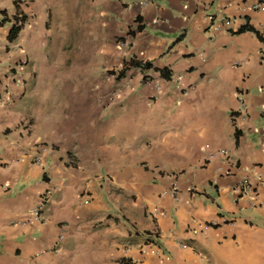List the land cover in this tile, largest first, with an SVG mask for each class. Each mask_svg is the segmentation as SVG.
<instances>
[{
    "label": "crops",
    "instance_id": "0c3cea01",
    "mask_svg": "<svg viewBox=\"0 0 264 264\" xmlns=\"http://www.w3.org/2000/svg\"><path fill=\"white\" fill-rule=\"evenodd\" d=\"M63 8L52 65L44 7L0 0V264H264V0Z\"/></svg>",
    "mask_w": 264,
    "mask_h": 264
},
{
    "label": "rangeland",
    "instance_id": "374dc122",
    "mask_svg": "<svg viewBox=\"0 0 264 264\" xmlns=\"http://www.w3.org/2000/svg\"><path fill=\"white\" fill-rule=\"evenodd\" d=\"M29 2L39 3L48 13L50 19L47 23V29L44 33L45 37V55L52 61V65H56L57 57L64 58V64L68 65L70 54L73 51L77 52L78 45L83 44L82 33L78 32L84 27L77 26V19L83 18L85 12L81 10H67L63 8L70 1L73 0H28ZM74 20L76 24L73 25ZM71 62V61H70ZM81 61L76 60V66ZM62 65V64H60ZM120 69H116L114 72L118 73ZM112 71V74H113Z\"/></svg>",
    "mask_w": 264,
    "mask_h": 264
},
{
    "label": "built area",
    "instance_id": "2783aa9c",
    "mask_svg": "<svg viewBox=\"0 0 264 264\" xmlns=\"http://www.w3.org/2000/svg\"><path fill=\"white\" fill-rule=\"evenodd\" d=\"M259 183H260V185H264V181H262V180ZM188 190L193 191V188L190 186L188 188ZM50 193H51V189L48 188L39 196L36 206L29 211L31 219L41 221V219H42L41 218V210L45 206V204L48 202ZM175 194H176V188L173 187V189L171 191V195H175ZM180 247L185 248L184 245H181ZM53 250H55V249H53ZM33 264H39V263L34 262Z\"/></svg>",
    "mask_w": 264,
    "mask_h": 264
},
{
    "label": "trees",
    "instance_id": "16d2710c",
    "mask_svg": "<svg viewBox=\"0 0 264 264\" xmlns=\"http://www.w3.org/2000/svg\"><path fill=\"white\" fill-rule=\"evenodd\" d=\"M20 23H21V20H20ZM19 27H20V26H17V25H12V26L10 27V29H9V31H8V36H7V39H8L9 41H12V40L15 39V37H16L18 31H19ZM245 30H246V31H251L249 28H242V29H240L238 32H242V31H245ZM135 65H136V64H135L134 62H132V61H128L127 64L125 65V68L122 67V68L119 70V72H118L117 75H116V78H117V79L121 78V77L124 75V72H125V70L127 69V67H129V66H135ZM143 67H144V65H143ZM164 77H165V76H164Z\"/></svg>",
    "mask_w": 264,
    "mask_h": 264
}]
</instances>
